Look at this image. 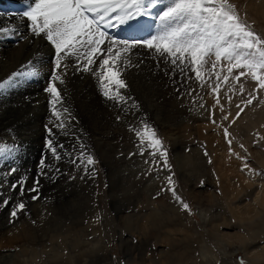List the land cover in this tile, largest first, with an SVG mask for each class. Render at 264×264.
Segmentation results:
<instances>
[{
  "label": "rangeland",
  "instance_id": "obj_1",
  "mask_svg": "<svg viewBox=\"0 0 264 264\" xmlns=\"http://www.w3.org/2000/svg\"><path fill=\"white\" fill-rule=\"evenodd\" d=\"M229 3L234 5L240 20L264 38V20L255 10L258 1L229 0ZM154 5L151 16H147L151 18L152 24L148 23L152 30L149 39L155 35V27H158L154 12L158 5ZM55 60L56 55L53 54V71ZM65 62L63 59L58 70L63 80ZM222 65L226 68V62H222ZM210 68L209 63L203 86L190 68H185L183 72L178 70L170 84L172 91L170 90L168 97L179 104L178 108L181 106L180 110L186 109L187 115L191 112L202 115L199 117L200 122L190 123L189 127L181 125L178 131L174 130L175 134L178 132L176 136L181 141L177 138L178 143H172L166 132V125L163 127L162 124L155 123L157 121H149L144 117V121L155 130L157 138L162 142L169 166L167 168L159 153L153 157L152 149L146 144L140 145L133 131L134 139L124 141L129 152H120L113 157V162L119 161L121 168L111 170L104 158H101L99 142L90 139L92 134L85 137L80 133L79 130L87 128L73 131L67 122H63L66 134L58 135L56 129L59 124H49L45 119L46 122L42 125L45 135L38 141L40 150L38 145L34 147L39 155L33 156L35 167L25 171V177L16 178L17 182L21 184L23 181V184L12 191L17 192L19 188L20 194H28L29 199H19L10 209L12 213L20 203L25 205L23 210L17 211L15 217L11 213L10 217H0V224H5L0 232L8 233L18 229L20 235L26 233V237L20 236L19 240L22 238V241L5 244L0 247V252L16 253L14 260L19 256L20 264L26 263L28 259V264H264V207L258 206L259 214L247 222L231 212L232 208L225 194V191L236 190L234 199L233 196L231 199L241 208L255 201L258 186L264 187V90H257V85L250 76L241 77L240 81L230 78L227 83L217 81L214 75L209 78L207 70ZM237 74L234 71L233 75ZM217 83L220 84V91L213 94L212 88ZM177 86L179 89L175 88ZM241 86L243 92L240 91ZM252 96L256 98L251 104H246ZM213 98L215 102L219 100L221 109L216 108L217 102L215 105L211 103ZM48 113L52 115L51 108ZM175 124L177 128L178 123ZM104 126L106 131L110 130V126ZM140 126L142 128L143 123L138 124L136 129ZM197 126L203 131L205 138L211 136L213 140H202L195 134ZM62 136L69 138L64 140ZM50 138L56 149L66 144L74 148L71 150L70 160L62 159L67 167L58 166L56 160L53 164V160L49 161L54 157L47 147ZM73 139L76 145L73 144ZM29 146L31 148L30 144ZM16 147L18 149L19 146ZM133 148L135 152H132ZM179 148L184 149V156L187 157L184 170L176 154ZM34 149L31 148V151ZM15 153L9 156L11 162L17 160ZM223 153L228 162L229 157L232 159L233 156L239 162V166L226 167L227 190L222 186L224 179L217 170L219 156ZM22 155L26 157L29 154L26 152ZM82 155H91L95 164L87 165L80 159ZM41 160L45 162L43 169L40 166ZM144 163L150 166L147 171L141 169ZM21 164L22 161L19 165ZM14 165L15 168H20L16 163ZM37 174L54 175V185L51 182L54 188L46 191L51 188L46 184L43 192L39 188L38 191H33V188L42 186L41 180L44 178H38ZM169 176L172 178V185L168 183ZM244 177L251 179L254 184L237 193L239 181ZM115 182L116 191L112 190ZM171 188L189 205L190 211L182 208ZM44 192L49 195L55 193L63 198L64 194H68V199L61 202L63 205L57 212L49 213L50 217H35L30 199L38 206L46 205ZM6 203L3 202V205L8 207ZM50 209L48 206L47 211ZM237 236L242 239L238 240ZM256 248L263 250L260 262H253L251 256ZM50 255L54 257L51 258Z\"/></svg>",
  "mask_w": 264,
  "mask_h": 264
},
{
  "label": "bare ground",
  "instance_id": "obj_2",
  "mask_svg": "<svg viewBox=\"0 0 264 264\" xmlns=\"http://www.w3.org/2000/svg\"><path fill=\"white\" fill-rule=\"evenodd\" d=\"M255 1H258V4H256L257 6L254 5L256 6L255 10L264 20V0ZM31 3L32 0H0V12L5 13V15H0V29H9L7 33L0 32V84L4 85L3 88H0V145H6L9 148H17L16 146H19L15 153L17 160L14 159L15 161L13 160L11 162L9 156L0 158V217H10V209L15 206L19 199H29L28 194H20V191L18 190L19 188H17V192L12 191L16 187H21V184L16 181V178H23L26 173L25 171L32 168L34 169L35 167L33 156L39 155L37 149H34V147H37V145L39 146L40 142L38 143V141L41 140L43 135H45L44 130L42 129V125L46 122L45 119L49 124L55 125V123H61V121H57L52 115H48L51 108L49 104L51 96L46 91L48 85L53 83L51 80V74L54 66L51 62V56L55 54V49L45 37L33 35L30 22L23 16V13L28 9H22L28 8ZM156 3L158 7L154 12L157 17L156 26L158 27H155V35L160 31L159 15L162 11L166 10L167 7L171 6L174 3V0H155L154 4ZM17 6H20L21 9H18ZM7 7L10 9L9 12ZM150 14L151 10L149 14L138 17L143 19V22L139 20L138 25L131 29L130 24L132 21L125 25L118 24L114 18L115 14H113L112 24L116 25L119 30L123 29L129 33L142 30L143 36L140 40H147L152 33V30L148 27L151 18H148L147 16H151ZM112 41L113 40L106 36L102 48L106 50ZM128 57L130 63L127 66H121V78L126 82V88L121 89V94L125 96L127 103H114L106 100L101 94L98 80L93 73L78 70L77 65L80 64L81 61L75 56H67L63 58L65 59V65L67 66L63 69L64 84H60L58 81L55 82L63 98V103L56 106L62 113V122H67L72 127L73 131H78L79 128H87L84 131L79 130L80 133L82 132L85 137L92 134L90 139L93 141L97 140L100 144L98 150L101 149L99 152L101 158H104V161L109 165L110 169L114 171L117 170V167L121 168L119 161L116 163L115 161L113 162L114 155L120 154V152H129L126 148V144L124 145V141L127 142V140L134 139L132 129L138 128V124L140 123L144 124V120H146L144 117L149 121H157L155 123L162 124L163 127L166 125V132L171 138L172 143L175 144L176 142L178 143L177 140L180 137L176 136L178 132L175 134L174 130L178 131V128L181 125L189 127L190 125L188 124L197 123V121L200 122L201 120H199L201 114L191 112V114L187 115L186 109L180 110L179 108L181 106L178 108L179 104L175 101L173 102L172 99L168 97L171 90L170 84L172 83V79L176 75V72L180 70L179 67L173 66L168 62L167 57H160L154 51L148 50L142 46L132 48L128 53ZM103 58L105 57H97L96 64L92 67L94 69L97 68L100 60ZM33 69L38 72V75L35 77L25 78L22 75H16L17 73H24ZM175 88H178V86ZM211 103L213 105L216 104L214 98L211 99ZM133 105H136L137 107H133ZM215 106L216 108L221 109L219 104ZM64 108L68 109L67 113H63ZM200 112L202 113V110H200ZM184 114L186 115L184 116ZM175 123H178L177 128ZM105 124L110 126V130L106 131L107 128H105ZM169 127L174 128L172 129ZM130 128L132 129L130 130ZM140 128L141 126L139 129ZM56 131L58 135L66 134L64 127L62 129L58 127ZM195 134H197L202 140H213L211 136H209L208 139L205 138L203 131H201L199 126H197ZM67 138L69 137L66 136L63 139L65 140ZM179 140L181 141V138ZM118 142H121V144H118ZM29 144L31 145V148L34 149L33 152L31 151V148H29ZM73 144L76 145L74 139ZM122 146L124 147L122 148ZM118 148H121V150L118 151ZM73 149L74 148L68 144L59 147L57 148V151L60 159L57 160L55 157H51L49 161L53 160V164L56 160L58 166L67 167L62 159L70 160L72 157L71 150ZM135 151L136 150L133 148L132 152ZM26 152L29 155H26L25 157L22 154H25ZM176 154H178L181 168L184 170L186 166L185 161L187 159V157L184 156V149L179 148V151H177ZM224 156V153L222 156H219L217 170H219L221 178L224 179L222 180L224 181L222 186L227 190L226 167H233L234 165L239 166V162H237L238 160H235V156H233L232 159L229 157V162ZM21 161L22 164L19 165ZM230 161L232 163H230ZM15 163L19 165L20 168H15ZM149 167L148 163H144L141 169L147 171ZM10 169H15V171L12 172ZM36 176L40 179L44 177L43 180H41L42 186H37L40 192H43L46 189V184H49L50 186L52 185L51 182H53L54 175L44 174L43 176H40L37 174ZM239 182L237 193H239L238 191L251 187L254 184L251 179L248 180L245 177ZM115 184L117 183L115 182L112 187V190L114 191H116ZM32 186L29 189H31ZM53 188L54 187L51 186V188L46 191H51ZM257 188L258 192L255 196V201L247 205L245 204V206L241 208L237 206V204L235 205L231 199V196L236 193V190H231L229 192L225 191L229 202L228 204L232 208L231 212H235L236 217H241L243 220L246 219L248 222L259 214L260 208L257 209V207H264V187L258 186ZM44 194L46 193L44 192ZM200 194H202V192ZM67 195L68 194H64L65 197L63 198L61 195H55V193H50V195L46 194L44 196L47 202H45L46 205L43 206H38L39 204L32 202L33 200L31 198L30 204L34 216L50 217L49 213L54 214V212H57L59 207L63 205L61 202L68 199ZM5 201L7 202L6 204H8V207L3 205V202ZM48 206L51 208L49 211H47ZM3 227H5V224L1 222L0 229ZM9 232V235L8 233L0 232V247H4L7 243H14L17 240L20 242L22 241V238L26 237V233L23 234L22 231V234L20 235L18 229ZM20 236L22 238L19 240ZM237 239L241 240L242 238L237 236ZM203 248L205 249L206 246H203ZM256 249L255 252L251 253V256L253 257V262H260L263 250L260 248ZM16 255V253L7 254L0 252V264H17V261L18 264H20V259L18 260L19 256L14 260ZM50 257L53 258L54 256L50 255ZM32 259H34V257H32ZM63 259L66 258L63 257ZM28 261L29 259L26 260V263L24 264H28Z\"/></svg>",
  "mask_w": 264,
  "mask_h": 264
},
{
  "label": "snow or ice",
  "instance_id": "obj_3",
  "mask_svg": "<svg viewBox=\"0 0 264 264\" xmlns=\"http://www.w3.org/2000/svg\"><path fill=\"white\" fill-rule=\"evenodd\" d=\"M154 6V0H32L23 16L30 22L33 35L45 37L55 49V70L51 74L53 83L48 85L46 91L51 96L49 104L52 115L57 121H61L57 125L59 128L62 129L64 124L62 113L57 111L56 106L63 103V98L55 82H65L58 70L63 58L67 56H75L81 61L77 65L78 70L92 72L98 80L103 97L114 103H127L125 96L121 94V89L126 88V82L121 78V66L130 63L128 53L137 46L154 51L160 57H167L168 62L179 67L181 72L190 68L201 86L206 83L205 70L210 63L211 68L207 70L209 78L214 75L217 81L227 83L230 78L240 81L241 77L250 76L256 83L257 90H264V38L240 20L229 0H174L159 15L158 34L142 42L112 41L106 50L102 48L106 33L101 31V21L104 22V27H109L115 14V21L125 25L137 17L149 14ZM0 15L5 13L0 12ZM8 31L7 28L0 29L3 33ZM101 56L105 58L94 69L92 66L96 64V58ZM222 62H226V68ZM234 71L238 74L233 75ZM225 72L226 74H222ZM16 75L35 77L38 72L33 69ZM3 87L0 84V88ZM243 90L241 86L240 91ZM212 91L213 94H218L220 84H215ZM255 98L252 96L246 104H251ZM216 102L219 104L218 99ZM67 112L68 109L64 108L63 113ZM132 131H135L140 145L146 144L152 149L153 157L159 153L164 166L169 167L166 152L154 129L145 122L141 129ZM51 135L49 131V136ZM227 135L225 129V136ZM47 147L59 160L60 156L51 138L47 141ZM16 151L15 148L0 145V158L11 156ZM143 152L142 147L141 155ZM80 159L87 165L95 164L91 155H82ZM40 166L41 169L45 167L44 160H41ZM10 171L14 172L15 169ZM168 183L173 184L171 176L168 177ZM22 184L23 181L21 187ZM32 190L38 191V188ZM170 190L182 208L189 210V205L176 195L174 188ZM24 207L20 203L11 213L12 216L15 217L17 211Z\"/></svg>",
  "mask_w": 264,
  "mask_h": 264
}]
</instances>
